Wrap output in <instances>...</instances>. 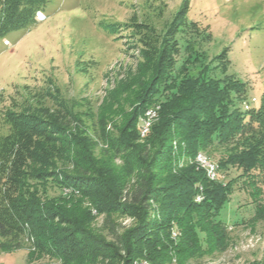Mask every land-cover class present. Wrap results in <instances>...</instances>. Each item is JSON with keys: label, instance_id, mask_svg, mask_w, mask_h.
<instances>
[{"label": "rangeland", "instance_id": "rangeland-1", "mask_svg": "<svg viewBox=\"0 0 264 264\" xmlns=\"http://www.w3.org/2000/svg\"><path fill=\"white\" fill-rule=\"evenodd\" d=\"M185 12V24L176 36L179 53L174 54L175 71L189 55H199L202 57L189 67L190 73L196 76L200 68L210 65L215 70L214 77H221V71L215 68L218 62H223L227 52L230 65L226 75L235 76L249 87V102H244L242 109L258 107L264 92V0H48L42 12L45 19L0 39V141L10 133L9 112L38 120L41 127L52 132V139L61 137L55 132L62 121L72 118V126L80 129L79 138L86 142L87 137L96 144L98 160H102L101 153L108 150L101 140L100 120L103 118L107 120L105 133L118 136L125 118L138 112L137 130L141 141L146 140L150 129L158 122L161 105L154 102L143 112L141 101L137 100V94L143 89L134 84L132 77L144 64L143 57L149 53V46L161 47L174 27L182 26ZM189 22L198 24L200 30L193 29ZM124 84L129 90L116 97L117 89ZM151 110L156 114L150 119ZM147 123L151 124L149 131L143 134L142 128ZM183 136L188 139L187 133L177 130L172 138L173 156L178 159L175 169L194 164L197 171L203 170L207 175L200 163L205 160L219 171L218 178L214 181L209 178L210 181L223 185L236 181L228 204L218 217L227 226L225 233L214 230L209 220L201 217L202 213L194 215L198 231L203 232L201 240L211 238L212 242L205 252L195 255L186 264H264V183L256 174L247 180L240 164H229L224 170L219 168L229 160L240 158L249 143L231 142L200 148L191 160L184 153V144L183 151L180 150ZM246 138L250 140L252 135ZM45 146L43 148L48 149ZM190 147L193 146L190 144ZM244 158L247 163L255 161L251 155ZM8 162V157L0 153L1 178L5 177L3 170ZM52 162L57 164L56 173H74L72 166L54 159ZM114 164L123 166L119 159ZM162 178L169 179L165 185L173 183L167 173H162ZM32 193L41 206L59 209L65 218L79 223L83 232L109 243L116 242L114 230L124 236L139 225L129 217L119 214L109 217L98 212L91 199L78 191L41 187L32 189ZM200 196L197 202L202 201ZM159 208L152 202L153 218L157 217ZM185 218L188 220V216ZM187 220L181 225L172 224L173 240L191 224ZM57 226L66 228L70 224ZM78 257L82 264H90L89 257ZM101 262L99 259L97 264ZM147 262L136 259L134 264H150ZM0 264L79 262L62 261L44 254L27 230L22 235L0 234ZM172 264L179 263L174 259Z\"/></svg>", "mask_w": 264, "mask_h": 264}, {"label": "trees", "instance_id": "trees-1", "mask_svg": "<svg viewBox=\"0 0 264 264\" xmlns=\"http://www.w3.org/2000/svg\"><path fill=\"white\" fill-rule=\"evenodd\" d=\"M47 2L0 0V39L37 25L38 13L44 11ZM186 18L187 12L182 26L174 27L161 47L149 46V53L143 57L144 64L132 77L134 84L143 89L137 94L143 112L154 102L161 105L158 122L146 140L141 141L137 130L138 112L125 118L121 129L117 128L118 136L105 133L107 120L103 118L101 140L108 150L98 160L96 144L87 137L86 142L79 138L80 129L72 126V118L62 121L55 132L61 137L52 139V132L41 127L38 120L8 113L10 133L0 141V153L9 161L3 170L5 177H0L2 236L22 235L28 230L44 254L62 261L78 260L79 264L83 263L79 255L89 257L90 264H97L99 259L101 264L106 260L109 264L117 263L115 260L134 264L136 259H145L150 264H172L176 259L179 264H186L205 252L212 242L211 238L201 240L203 232L198 231L194 215L202 213L201 217L209 220L214 230L227 231L226 224L218 217L228 204L236 181L226 185L210 181L194 164L175 169L178 159L173 156L172 138L177 130L187 133L188 139L182 137L180 150L183 151L184 144V153L191 160L200 148L246 141L247 151L219 168L224 170L229 164H240L247 180L256 174L264 183V92L258 107L242 109L241 105L249 100V87L235 76L226 75L230 65L227 52L215 68L221 71V77H214L215 70L210 65L200 68L196 76L190 73L189 67L200 61L199 55H189L176 72L174 54L179 53L176 36ZM189 23L193 29L200 30L198 24ZM128 90L127 84L122 85L116 97ZM248 135H252L250 140L246 138ZM44 144L48 149L43 148ZM245 155L253 156L255 161L247 163ZM52 159L72 166L74 173H56L57 164ZM117 159L123 166L114 164ZM162 173L170 175L173 183L165 185L169 179L161 180ZM41 187L78 191L91 199L98 212L109 217L113 214L129 217L139 225L124 236L114 230L116 242L109 243L83 232L79 223L65 218L59 209L41 206L32 193V189ZM198 196L202 201H196ZM152 202L160 207L155 218L150 214ZM185 220L191 224L173 240L172 224L181 225ZM66 223L70 226H57ZM81 234L86 235L81 237Z\"/></svg>", "mask_w": 264, "mask_h": 264}, {"label": "bare ground", "instance_id": "bare-ground-1", "mask_svg": "<svg viewBox=\"0 0 264 264\" xmlns=\"http://www.w3.org/2000/svg\"><path fill=\"white\" fill-rule=\"evenodd\" d=\"M38 22V21H37ZM39 23V22H38ZM254 101V100H253ZM156 114V112L155 111H149L148 112V117L151 119L154 115ZM149 125H151V124H149V123H147V124H145V126H144V128H142L143 129V134H146V133H148V131H149ZM202 158V157H201ZM205 159V158H204ZM199 160V159H198ZM200 163H202L203 164V167L205 168V171L207 172V175H208V178H210V179H212L213 178V173H214V165L213 164H211V163H208L207 161H203V160H201V162ZM216 178H214V180H215Z\"/></svg>", "mask_w": 264, "mask_h": 264}, {"label": "built area", "instance_id": "built-area-1", "mask_svg": "<svg viewBox=\"0 0 264 264\" xmlns=\"http://www.w3.org/2000/svg\"><path fill=\"white\" fill-rule=\"evenodd\" d=\"M219 171H218V167L214 166V173H213V181H214V178H218L217 175H218Z\"/></svg>", "mask_w": 264, "mask_h": 264}]
</instances>
